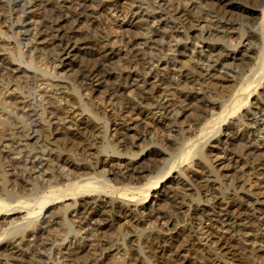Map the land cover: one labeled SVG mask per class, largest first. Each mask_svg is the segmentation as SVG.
Instances as JSON below:
<instances>
[{"label":"bare ground","instance_id":"obj_1","mask_svg":"<svg viewBox=\"0 0 264 264\" xmlns=\"http://www.w3.org/2000/svg\"><path fill=\"white\" fill-rule=\"evenodd\" d=\"M91 1L0 0V8L11 5L9 22L21 28L12 41L16 54L1 52L0 31V67L33 85L30 96L7 93L3 100L7 108L19 105V112L0 107V215L19 214L16 221L0 218V264H103L107 256L98 235L114 218L145 227L144 243L157 241L166 249L160 264H199L181 249L185 221L179 225L176 213L203 218L198 237L192 236L196 245L212 264H232L224 255L235 250L237 238L257 221L264 224V210L260 217L241 212L261 204L249 175L264 194V0H110L116 25L118 19L142 25L143 40L119 35L127 73L112 68L116 55L109 41L95 49L81 31L84 20L96 19ZM22 41L32 54L42 51L39 58L68 80L55 82V75L25 63ZM147 41H158L164 54L151 53ZM69 83L83 84L90 93L103 90L110 110L144 115L160 126L167 142L182 141L179 153L165 152L145 132L140 136L151 148L148 153L142 155L144 148L121 152L136 124L116 118L109 127V117L70 92ZM47 135L81 143L84 151L97 144L96 158L77 162L75 155H56ZM231 137L235 145L224 156L236 165L237 181L246 190L236 201L223 196L222 176L205 150L213 143L221 151ZM255 150L261 158L250 163ZM160 162L165 163L157 177L151 176ZM192 165L204 169L201 176L189 175ZM198 189L204 193L196 210L179 201L185 195L181 190ZM20 191L34 196L24 198ZM225 193L235 195L233 185ZM125 235L109 246L118 255L109 264H151L138 239Z\"/></svg>","mask_w":264,"mask_h":264},{"label":"rangeland","instance_id":"obj_2","mask_svg":"<svg viewBox=\"0 0 264 264\" xmlns=\"http://www.w3.org/2000/svg\"><path fill=\"white\" fill-rule=\"evenodd\" d=\"M67 1L68 0H52L53 3H57L61 5ZM88 4L91 6V9L95 13L96 19L94 20V22L93 20L91 22V20L89 19L84 20L82 23L83 25L80 26L81 31L84 30L83 32L86 34V37H88V40L92 43L95 49L97 48L98 50L102 49L103 42L109 41V43H111V48L114 52V55H116L115 59H114L115 56L113 57L114 62H113L112 68L115 67L117 70H121L122 73H127L129 69L125 68L127 64L122 59V54H121V51L119 50L120 41L124 40V38L122 39L120 36L127 37L128 35H134L139 40H143L142 38L144 37L140 35L142 33V31L140 30L142 29V25L136 24V23H133V24L127 23L126 21L124 22L120 19H118V22H119L118 24L120 23L121 24L116 25L117 21H115V18L112 17V15H110L113 13L112 12L113 6L110 0H93L89 2ZM0 12H1L0 13V31L2 30L1 32L3 33V35H1V37L3 38V43H5L3 44L1 42V45L3 44L4 46L2 45V47L4 48L2 49L1 47L2 51L1 50L0 51L2 53L16 54L17 49L14 45L12 46L13 44L12 41H14V38L20 37L19 30L21 28L16 27L13 25V23L9 22V20L12 19L10 16L11 5L6 6V7H1ZM2 12H3V15H2ZM6 18H9V19L6 20ZM11 24H12V27H11ZM26 42L27 41H22L20 45L21 47L20 51H21L22 58L24 59L25 63L32 64L34 67L44 72H48L51 75H55L56 76L54 79L55 82H59L57 80H62V81L68 80V78L66 77L67 74L63 73V71H61L60 69L53 70L50 67V65H48L47 63H44V61L41 58H39L42 51L41 52L38 51L40 55L37 52H36L37 54L34 52L32 54L31 51H29L30 48L28 44L26 45ZM166 42H169V38H166ZM146 44L147 46H144V47H146L151 53H155L156 56H160L162 55L161 53L164 52L162 51L163 49L162 47H160V44L158 43V41H156V43L147 41ZM238 47L241 48L242 46H238ZM35 54L38 56H36ZM248 72L249 71L245 72L244 74L245 76H243L244 78L246 76H249L250 72L249 73ZM0 75H2L0 77V107L2 108L6 107L5 106L6 104L5 103L3 104L2 102L8 94H16V95L18 94L22 96H28L29 92L31 91L30 92V95H31L33 91V85L31 82L27 80L25 81L23 76L20 73L19 74L11 73V71H8L6 69L4 70V68L0 67ZM84 87L85 86H83V84H80V83H72V84L69 83L68 85V89L70 92H75L82 99L85 98L84 100L88 104L89 108H92L95 111L99 112L101 116L105 115L106 118L109 117V125H110L109 127L114 125L116 118L118 119L116 121H119L120 120L119 118H122V119L126 118V121L129 120V122L136 124L137 128L135 131L134 130L127 131V136H128L127 146L128 147H125V149L118 148L122 150L121 152H124L125 154H130L133 151L140 152L141 149L144 148L145 151L142 152V155H145L146 152L148 153V151L151 148L146 147L148 146L147 145L148 143L143 141L142 137L140 136V132H145L146 134H151L154 138L153 141L159 147L164 149L165 152L172 153L174 155H177L179 153L182 141L180 142L178 137H173V140L171 142L170 141L167 142L165 140V136L163 135V132L160 129V126L151 122L150 119L148 120V118L144 117V115L138 114V113L128 114L124 111L117 112V111L110 110V108L107 107V105L104 103L105 95H104L103 90L99 89L98 90L99 92L90 93L88 89H84ZM261 90H262L261 87H259L258 92H260ZM7 106L8 108L6 107L4 109L5 111L7 110L9 111L11 107L12 111L19 112L18 109H16L19 107V105L17 104L8 105L7 104ZM114 116L115 118H112ZM225 123L226 124L223 125V127L228 124V122H225ZM183 124H184L183 126H186L188 123L185 121ZM37 130H38V134L42 136L43 131L40 128H37ZM160 132L162 133V135ZM1 134H2V130L0 129V135ZM233 139H234L233 137L228 138V140L226 139L227 141H225L224 144L220 145L221 147L222 146L225 147L223 149L221 148V151L219 149H215L214 148L215 146L213 145V143H209V146L205 150L206 152H208L207 153L208 159L211 161L210 163L212 164L214 169L217 171L216 173H219L222 176L221 182L224 183L223 184L224 187L221 189V191L223 192V196L236 201L237 199H239V197H245L244 194L246 193V190L244 188L243 183H239L237 181L238 172H237V169L235 168L236 165H234L233 162H231L230 160H226L225 159L226 157L224 156L226 155L225 153L227 151L225 149H228V148L233 149V144H234V142L232 141ZM46 140L50 144L49 147L54 150L56 155H59L62 157L65 155L66 156L75 155L74 160L77 162L83 159L87 160V159L92 158L94 160L96 158L95 155H96L97 144L93 145L96 147L95 150L84 151L81 149V143L78 144V142L76 141L72 142L70 140H67L65 142L62 139H57L56 137H53L52 139V136L49 137V135H47ZM220 140H224V138L221 136ZM242 142L246 144L247 140L242 139ZM175 143L178 145H176ZM228 143L229 144L232 143V145H229ZM30 148H33V150H39L37 145L35 146L31 145ZM88 153H90V155H87ZM255 153L256 154L250 158L249 160L250 163L251 162L255 163L256 161H258V159L261 158L260 154L262 152H258L257 150H255ZM164 160H166V157L164 158ZM160 163L157 166V168L154 169L153 172H151V176L157 177L158 175L157 172L161 169L162 163L164 164L165 162H160ZM245 166L249 168L248 163ZM242 168H244V166H242ZM190 170L191 171L189 175H193L197 177L201 176L202 173L204 172V169H202V167L197 166V165L195 166L192 165ZM2 171L3 169L0 164V172ZM193 178L194 177L191 178V182H193L192 181ZM249 178H250L249 183L252 186L251 190L252 192H255V194L257 192V195H258L257 198L260 200L261 204L260 205H248L247 207H242L241 212H242V215L244 214L243 216L250 215V216L255 217V216H259L258 213L264 210V194L261 193L263 190H260L257 187V183H258L257 179L250 175H249ZM112 182L114 183V181ZM231 185H233L234 191H235V195L233 196H230L225 193V188H229ZM18 188H19V185H18ZM179 188L180 187H178L176 191H179ZM181 188L184 189L183 186H181ZM247 188L248 187H246V189ZM189 189H192V187H189ZM181 191H183L185 195H184V198L179 199V201H183L186 205H189L191 206L192 209L196 210L201 204L203 193H204L203 190L198 189L195 192L193 190L186 191V192L184 190H181ZM19 194L22 195L24 198H32L34 196V195H29L28 192H24V191H20ZM169 210L172 212V214H174L173 208L170 207ZM10 214L11 215H3V216L0 215L1 221L5 218H6L5 222L18 220L19 214L17 213H10ZM175 217L177 218V223L179 225H182L183 221H185L184 227L180 229L182 231V232L180 231V234H184L187 237L186 241L183 242V245H181L182 246L181 249L184 250L183 253H185L186 258L190 261L192 260L193 262H196L199 264H212L209 254L206 253L205 250H202V248L199 245H196V239L192 237L194 234H196L198 237L199 226L197 224L198 223L201 224V222H203V218H201V222H200V219L193 218L192 214H191V218L189 219L188 217L181 218V215H179L178 213H176ZM259 223L260 222L257 221V227H253V228H250L249 230H246L247 233L245 232V234L246 235L248 234L247 236L245 235L246 237L243 235L242 237L237 238L236 247L234 248L235 250L230 251V254L224 255V259H227V261L232 264H264V243H263L264 242V224L260 225ZM205 224L206 223L204 222L203 226ZM211 230L215 231L213 227H211ZM216 231L217 233H220V229L216 228ZM125 232L132 235L133 236L132 239L134 238L138 239L137 242H139L140 246L143 248L145 260L147 262L151 264H160V262H164V259L166 258V249L161 247L159 242L153 241L149 243L148 245L144 243L145 239L147 238V230L145 229V227L139 226V225L135 226V224L129 218H121V219L114 218L113 221L109 223V228L107 229L104 228L102 232L98 235L99 239L104 241L102 244L103 246H101V249L103 248V251L106 252L105 256H107L104 259L103 264H109L114 258L118 256V255L114 256L116 253L114 251L109 252V246H112L114 243H117L121 241L123 238H125L126 237ZM260 241H263V242H260Z\"/></svg>","mask_w":264,"mask_h":264}]
</instances>
